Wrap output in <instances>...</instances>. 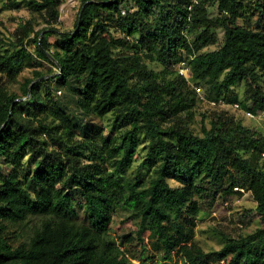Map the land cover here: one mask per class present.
I'll list each match as a JSON object with an SVG mask.
<instances>
[{
	"label": "trees",
	"instance_id": "16d2710c",
	"mask_svg": "<svg viewBox=\"0 0 264 264\" xmlns=\"http://www.w3.org/2000/svg\"><path fill=\"white\" fill-rule=\"evenodd\" d=\"M7 1L47 28L28 20L12 40L0 31V264H136L124 250L135 239L139 264H264V135L227 110L198 133L204 102L176 68L194 55L191 82L208 100L239 104L231 93L243 81L250 111L264 107V0H82L71 31L56 28L69 0ZM215 29L222 44L206 50ZM108 115L105 134L91 121ZM240 189L259 227L219 232L222 248L205 251L195 240L204 205ZM117 212L137 225L120 242Z\"/></svg>",
	"mask_w": 264,
	"mask_h": 264
},
{
	"label": "rangeland",
	"instance_id": "374dc122",
	"mask_svg": "<svg viewBox=\"0 0 264 264\" xmlns=\"http://www.w3.org/2000/svg\"><path fill=\"white\" fill-rule=\"evenodd\" d=\"M20 1V0H17ZM82 0H69L61 7L60 23L57 25V29L61 31H71L75 27L77 21ZM213 16L219 14L217 7L212 9ZM33 20L37 30L47 28L46 23L38 13H34L29 8L22 6L20 8L14 7L7 0H0V31L2 36L6 39L12 40L14 33L19 24ZM220 37V42L217 45L210 46L206 50H213L218 48L223 41V31L221 29H215ZM51 42H55L59 39L57 34H48ZM6 48H10L7 46ZM44 69H55L48 62H43ZM158 70H161V66H157ZM25 76H32V69H27L20 76L22 82ZM1 78V75H0ZM264 86V79H263ZM20 84L18 83L12 86V89L21 93ZM246 82L239 81L233 87V92L238 97V103L241 107H235L234 104H227V106L213 107L208 103H200L196 109V119L193 123V127L198 133L202 132L203 119L206 118L208 124L209 119L212 117L214 111L227 110L231 115H234L250 129L264 135V107H258L256 112L253 111V117L248 115L251 108L254 107V101L248 98ZM58 96L63 97L64 93L58 91ZM244 102V103H243ZM236 104V103H235ZM246 107H242V105ZM111 115H108L102 119L95 118L91 122L100 127L101 131L108 133V125L110 123ZM146 145H142L139 148L138 159L141 160L145 156L144 148ZM139 162L136 163L138 165ZM257 203L253 199L252 194L249 192L242 196H236L229 200H219L214 203L213 206L204 205L202 216L197 221L196 238L195 240L209 252L212 250H219L222 248L224 241L219 232L225 233L233 237H239L242 234L253 233L260 225V215L256 211ZM137 225L127 219L126 214L117 212L115 215L114 223L112 226V234L121 241V238L131 232H134ZM149 253L155 255L158 249L154 247L147 239L145 241ZM124 250L128 256L132 258L133 262L139 264L142 257L144 247L142 242L135 239L133 242L126 244ZM147 253V254H149Z\"/></svg>",
	"mask_w": 264,
	"mask_h": 264
},
{
	"label": "built area",
	"instance_id": "2783aa9c",
	"mask_svg": "<svg viewBox=\"0 0 264 264\" xmlns=\"http://www.w3.org/2000/svg\"><path fill=\"white\" fill-rule=\"evenodd\" d=\"M198 0H194V2H197ZM126 11L123 10V13H125ZM194 58V55H190L189 56V59H193ZM189 59H186L184 61H181L179 64H177L176 68L179 72L180 75H182L183 77H185L196 89L197 91V95L200 97V99L204 102V103H208L210 104L211 106H227L226 102L223 101V100H220L219 102L217 101H211V100H208L205 95H204V92H203V89L201 87H198L196 86L194 83L191 82V76H190V67L188 65V60ZM235 107H241L239 104H235L234 105ZM248 115L252 116L254 115V113H252L251 111L248 112ZM244 194H247L249 192H246L244 191V189H240Z\"/></svg>",
	"mask_w": 264,
	"mask_h": 264
}]
</instances>
